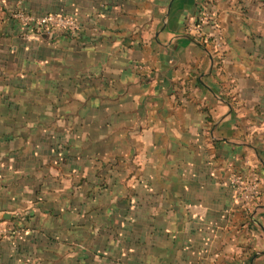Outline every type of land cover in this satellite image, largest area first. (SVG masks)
Here are the masks:
<instances>
[{"label": "crops", "instance_id": "obj_1", "mask_svg": "<svg viewBox=\"0 0 264 264\" xmlns=\"http://www.w3.org/2000/svg\"><path fill=\"white\" fill-rule=\"evenodd\" d=\"M14 10L79 28L34 37ZM107 153L161 170L160 208L114 206L124 242L76 189ZM0 226V264H264V0H0Z\"/></svg>", "mask_w": 264, "mask_h": 264}, {"label": "rangeland", "instance_id": "obj_2", "mask_svg": "<svg viewBox=\"0 0 264 264\" xmlns=\"http://www.w3.org/2000/svg\"><path fill=\"white\" fill-rule=\"evenodd\" d=\"M44 13L48 12H39L38 14L42 15ZM213 45L215 49H211V54H215L214 52L217 51L219 46L215 42H213ZM213 60H219V57L216 56ZM215 65L218 66L219 62H216ZM55 156L54 164H58L60 159H62L59 149H55ZM103 156H105V158L100 166L101 179H96L95 181L90 178L85 179V185L76 188L78 190L77 193L83 195V201L80 204V208L81 210H84L83 213L86 217L85 221L87 228L94 226V224H99L98 220L102 222L100 229L103 231V234H101L103 240L100 241L101 243L105 240L109 243H116L117 241L124 242L127 241V238L130 239V236L127 235L124 230L127 225L129 226L128 223H132V218H126V216L120 217L121 212L124 210L117 209V211H115L116 208H114V206L117 207V202H119L120 206H124L122 200L123 196L130 195L135 198L137 194L144 193V188L147 192L146 194L153 196L155 200V202L152 203V208H160L161 183L159 184L156 182L154 185L151 183V180L161 181V170L153 171L151 169L153 165L158 166V164H152V159L149 160V158L143 161L141 156L125 157L121 164L119 161L117 163L114 154L107 153L106 155L103 154ZM113 159H115L114 162ZM156 159L157 158L155 157V160ZM88 166L93 169L96 164L92 161ZM159 166H161V164ZM90 167H87L86 170ZM117 168L119 169L117 170ZM130 205H133V207L137 206L136 203H131ZM111 212H114L113 216V213ZM105 217L107 218L105 219ZM111 237H113V239H111ZM97 255L100 256V254Z\"/></svg>", "mask_w": 264, "mask_h": 264}, {"label": "built area", "instance_id": "obj_3", "mask_svg": "<svg viewBox=\"0 0 264 264\" xmlns=\"http://www.w3.org/2000/svg\"><path fill=\"white\" fill-rule=\"evenodd\" d=\"M9 16L17 20L23 26L22 28L34 37L49 31L74 34L79 28L76 18L62 13L33 16L20 10H14L9 12ZM202 19L203 16L196 19L197 22L193 26L195 30H198V24ZM229 183L234 190L235 199L241 203L242 207L247 208L256 200L258 192L253 176L245 178L235 174L229 179ZM3 232L4 229L0 226V235Z\"/></svg>", "mask_w": 264, "mask_h": 264}, {"label": "water", "instance_id": "obj_4", "mask_svg": "<svg viewBox=\"0 0 264 264\" xmlns=\"http://www.w3.org/2000/svg\"><path fill=\"white\" fill-rule=\"evenodd\" d=\"M189 39L192 40L193 42H195L192 38L189 37ZM195 43H197V42H195Z\"/></svg>", "mask_w": 264, "mask_h": 264}, {"label": "trees", "instance_id": "obj_5", "mask_svg": "<svg viewBox=\"0 0 264 264\" xmlns=\"http://www.w3.org/2000/svg\"><path fill=\"white\" fill-rule=\"evenodd\" d=\"M198 39H199V37H198Z\"/></svg>", "mask_w": 264, "mask_h": 264}]
</instances>
